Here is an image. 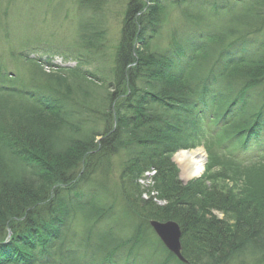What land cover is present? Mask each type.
<instances>
[{
  "label": "trees",
  "instance_id": "obj_1",
  "mask_svg": "<svg viewBox=\"0 0 264 264\" xmlns=\"http://www.w3.org/2000/svg\"><path fill=\"white\" fill-rule=\"evenodd\" d=\"M227 1L127 0L108 49L87 0L59 53L77 69L47 75L29 38L0 59V264H184L151 221L180 225L187 264H264V0ZM239 6L254 18L224 24ZM201 146L206 172L185 185L172 158ZM151 169L164 206L142 198Z\"/></svg>",
  "mask_w": 264,
  "mask_h": 264
},
{
  "label": "rangeland",
  "instance_id": "obj_2",
  "mask_svg": "<svg viewBox=\"0 0 264 264\" xmlns=\"http://www.w3.org/2000/svg\"><path fill=\"white\" fill-rule=\"evenodd\" d=\"M85 1L87 0H0V34L4 29L12 30L14 34L11 44L9 42H0V59L7 57V51L10 48H15L19 51L21 49L20 43L24 38H29L33 45L35 44V47L32 46L34 48H30V50H33L37 54L47 51V59L51 56L52 61L55 58L64 59L66 54L72 55L78 39V24L83 23V18L86 19L89 15L93 14L91 8H96L97 4H100L97 14L103 18L104 29L107 31L109 40L111 41V44L108 45V49H110V46L114 45L118 40L127 0H94L96 3L91 8L89 5L86 7L83 6L85 5L83 4ZM227 2H231L232 4H247L249 0H231ZM6 13L7 16H4ZM206 14L209 15V11H206ZM238 15L248 16V19L254 18V13L248 7L239 6L236 9H230V12L222 11L220 19L225 24L227 20ZM174 18L176 19V15H174ZM180 27V23L177 24L174 22L170 26L169 31H175L177 28L180 29ZM59 53H64L65 55ZM86 58L87 54H83V60H86ZM91 60V64L87 67L88 70L93 72L102 67L101 63L96 59L91 58ZM78 62L79 60L75 58L67 63L74 66V69H77ZM6 63L9 65V60ZM9 66V71L17 73L19 78L24 80L22 74L25 67L18 63L13 64L12 62ZM40 67H37V70L40 71ZM41 68L46 72L45 67L42 66ZM53 72H57V70L47 72V75ZM198 149H203V147L189 151H196ZM181 152H186V150L180 151L179 153ZM255 152L252 150L250 156H256L257 154ZM179 153L173 156V160L179 168L181 181L186 184L192 180L200 179L205 174L208 164V154L206 151L204 150L206 160L203 175L200 178L190 181L185 179L184 170L176 162V157Z\"/></svg>",
  "mask_w": 264,
  "mask_h": 264
},
{
  "label": "water",
  "instance_id": "obj_3",
  "mask_svg": "<svg viewBox=\"0 0 264 264\" xmlns=\"http://www.w3.org/2000/svg\"><path fill=\"white\" fill-rule=\"evenodd\" d=\"M150 225L165 247L181 262L187 263L182 255V231L179 224L172 221L167 223L152 221Z\"/></svg>",
  "mask_w": 264,
  "mask_h": 264
},
{
  "label": "bare ground",
  "instance_id": "obj_4",
  "mask_svg": "<svg viewBox=\"0 0 264 264\" xmlns=\"http://www.w3.org/2000/svg\"><path fill=\"white\" fill-rule=\"evenodd\" d=\"M176 162H178L184 170L185 179L187 181L200 178L203 175L205 168V155L202 150L181 152L176 157Z\"/></svg>",
  "mask_w": 264,
  "mask_h": 264
}]
</instances>
